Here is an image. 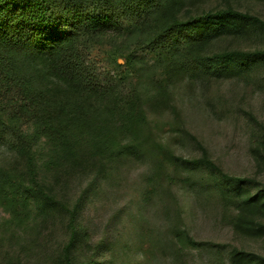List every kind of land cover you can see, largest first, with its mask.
<instances>
[{"label":"rangeland","instance_id":"374dc122","mask_svg":"<svg viewBox=\"0 0 264 264\" xmlns=\"http://www.w3.org/2000/svg\"><path fill=\"white\" fill-rule=\"evenodd\" d=\"M171 1L182 19L233 10L264 21V0ZM141 30L90 52L120 110L84 114L94 101L77 105L69 93L50 100L37 66L27 70L39 114L0 117V169L10 180H0V264H235L237 252L239 264H264V31L250 24L205 45L208 56L252 58L223 78L192 79L171 77V59L158 53L139 52L127 67ZM61 123L70 152L54 157ZM19 130L34 143L40 180L56 200L50 209L22 202L13 186L30 180ZM257 193L259 209L244 214L252 231L242 232V202Z\"/></svg>","mask_w":264,"mask_h":264},{"label":"trees","instance_id":"16d2710c","mask_svg":"<svg viewBox=\"0 0 264 264\" xmlns=\"http://www.w3.org/2000/svg\"><path fill=\"white\" fill-rule=\"evenodd\" d=\"M179 9L171 0H0V117L12 123L19 117L18 111L38 115V94H33L32 90L45 82L46 96L50 100L57 93L58 98L69 93L79 97L77 105L94 101L83 108L84 114L89 108L91 112L103 108L120 110L110 102L114 96L112 79L109 75L105 78L94 68L90 52L96 45H111L135 26L145 30L144 39L126 56L127 67L134 65L136 59L132 58L139 52H152L158 53L161 59L163 56L171 59L168 69L171 77L220 79L252 58L242 53L208 56L203 48L225 34L243 33L250 24L264 31L263 20L233 10L204 12L182 19ZM160 11H163L161 18ZM34 66H37L34 72L44 79L38 86L29 83L27 74ZM19 92L24 99L15 102ZM101 117L102 114L92 115L96 119ZM57 125V131H62L65 138L56 145L58 152H54V157L70 152L69 127L63 123ZM58 132L53 135L60 134ZM28 135L21 130L17 133L20 153L27 162L29 184L13 186L20 189L21 201V197L33 198L44 211L55 205L56 200L40 180L34 143ZM0 175L4 176L0 178L2 182L9 178L2 169ZM258 198L259 193L243 200L237 222L240 231L251 233L244 214L252 211L254 215L259 209ZM241 255L234 254L235 264H239L237 258Z\"/></svg>","mask_w":264,"mask_h":264}]
</instances>
